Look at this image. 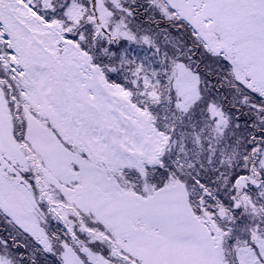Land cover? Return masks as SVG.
Segmentation results:
<instances>
[{"label":"snow or ice","instance_id":"6c2138e0","mask_svg":"<svg viewBox=\"0 0 264 264\" xmlns=\"http://www.w3.org/2000/svg\"><path fill=\"white\" fill-rule=\"evenodd\" d=\"M0 264H264V0H0Z\"/></svg>","mask_w":264,"mask_h":264}]
</instances>
